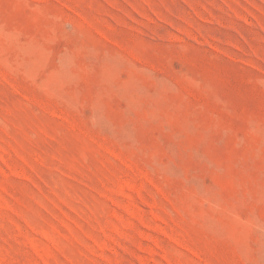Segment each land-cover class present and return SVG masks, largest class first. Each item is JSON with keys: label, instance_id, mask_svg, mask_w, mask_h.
<instances>
[{"label": "rangeland", "instance_id": "obj_1", "mask_svg": "<svg viewBox=\"0 0 264 264\" xmlns=\"http://www.w3.org/2000/svg\"><path fill=\"white\" fill-rule=\"evenodd\" d=\"M0 264H264V0H0Z\"/></svg>", "mask_w": 264, "mask_h": 264}]
</instances>
